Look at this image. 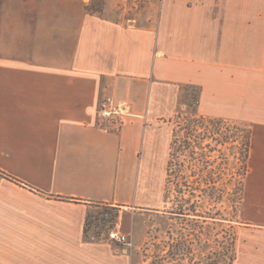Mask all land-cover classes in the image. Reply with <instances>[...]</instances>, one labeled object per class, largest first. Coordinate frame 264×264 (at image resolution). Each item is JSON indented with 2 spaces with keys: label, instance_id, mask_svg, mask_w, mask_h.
<instances>
[{
  "label": "crops",
  "instance_id": "1",
  "mask_svg": "<svg viewBox=\"0 0 264 264\" xmlns=\"http://www.w3.org/2000/svg\"><path fill=\"white\" fill-rule=\"evenodd\" d=\"M90 1L0 0V264H129L86 218L117 208L130 234L161 213L189 87L198 115L249 129L231 264H264V0Z\"/></svg>",
  "mask_w": 264,
  "mask_h": 264
},
{
  "label": "rangeland",
  "instance_id": "2",
  "mask_svg": "<svg viewBox=\"0 0 264 264\" xmlns=\"http://www.w3.org/2000/svg\"><path fill=\"white\" fill-rule=\"evenodd\" d=\"M138 1L141 4L143 2V0ZM102 4L101 0H92L89 5L102 10ZM196 101L197 89L186 88L181 107L171 118L170 126L174 136L180 141L187 136L200 140L197 150L199 164L184 169L190 186L193 187V184L196 186L195 182L198 183L199 180L190 178L189 171L195 172L194 175L200 177L206 173L213 175L216 185L210 188L212 191L204 192V184L198 183L200 186L193 196L190 195V190L183 188L185 191L181 199L189 200V204L196 202L198 212L209 213L211 217L218 219L200 220L195 227L192 223L173 219L167 212L176 207L177 199L181 195L176 193L178 181L172 178L165 193L161 213L141 216L135 232L127 234L129 244L109 242L129 256V264H206V258L212 257L210 254L213 252L227 247L230 236L236 234L239 225L240 205L237 198L243 168L242 153L249 129L233 122L200 118L196 113ZM192 181L194 183L191 184ZM218 188H221V194ZM200 190L202 192H199ZM118 215L117 208L105 205L93 206L89 215L91 235L107 238L112 229L120 230L116 224ZM199 225L205 228L207 235L199 234V229L196 228Z\"/></svg>",
  "mask_w": 264,
  "mask_h": 264
},
{
  "label": "trees",
  "instance_id": "3",
  "mask_svg": "<svg viewBox=\"0 0 264 264\" xmlns=\"http://www.w3.org/2000/svg\"><path fill=\"white\" fill-rule=\"evenodd\" d=\"M87 10L94 13V12H100L101 10L97 9V8H93L92 6H87ZM197 113V112H196ZM200 118L202 119H206L205 117H202L200 115H198ZM209 119V118H207ZM211 120H217V119H211ZM222 121V120H217ZM222 122H226V121H222ZM200 145V140H194L191 137H185V139H182L181 141L179 139H177L174 136V131H172V135H171V142H170V148H169V156H168V161H167V166H166V175H165V181H164V199H165V193L167 191L168 188V184L172 181V178L176 179L178 181L177 185V194H180L181 196L179 197V199H177L178 203L176 204V207L174 209H172L171 211H168L167 213L173 217V219H178L181 220L183 222H187L189 224H195L198 223V221L203 220L205 221L206 219H211V220H215L218 219L216 217H211L209 215V213L203 212L200 213L196 210V206L195 203L189 204V200H185V199H181L182 198V194L184 193V189L183 188H187L188 190H190V195L193 196L196 191H198V187L200 185H198V183L204 184V192H209L212 191V189L210 190V188H214L215 187V182H214V178L213 175L210 174H203V176H198V175H194L195 172H190L189 170V177L190 178H194L195 181L198 179L199 182L195 184H193L194 186H190V182L187 181L186 174L184 169H188V168H193L194 164L195 167L197 164H199V157H198V146ZM244 148H243V153H242V171L240 174L241 180L239 181V191H238V204L240 205L241 203V199H242V189H243V178L245 176L246 173V159H247V152H248V147H249V135H247V140L244 143ZM207 164V163H206ZM193 173V174H192ZM194 183L193 181L191 182V184ZM219 193H222L221 188H218ZM189 192V191H188ZM199 192H202V190H200ZM90 215V214H89ZM87 216L86 221H85V232L88 233L91 230V223L89 224V219L90 216ZM97 220V218H96ZM97 222V221H95ZM202 222V221H201ZM93 224V223H92ZM97 226V224H95ZM95 226V227H96ZM198 227L199 229V234L201 235H207V232L205 231V228H202L201 225L196 226V228ZM93 228V226H92ZM205 231V232H203ZM235 238H236V234H233L232 236H230V243L227 247L218 250L216 252H213L212 257H207V263L206 264H231L235 258ZM219 243V242H217ZM222 256V257H220ZM220 257V261H218V258ZM201 264V263H199Z\"/></svg>",
  "mask_w": 264,
  "mask_h": 264
},
{
  "label": "built area",
  "instance_id": "4",
  "mask_svg": "<svg viewBox=\"0 0 264 264\" xmlns=\"http://www.w3.org/2000/svg\"><path fill=\"white\" fill-rule=\"evenodd\" d=\"M122 109L110 97L103 98L97 109V123L103 130H115L120 126ZM109 242L127 245L129 236L118 229H112L106 238Z\"/></svg>",
  "mask_w": 264,
  "mask_h": 264
}]
</instances>
